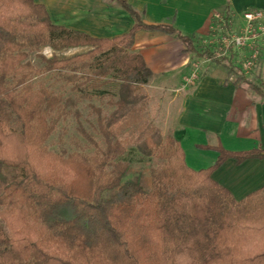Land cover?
Returning <instances> with one entry per match:
<instances>
[{"label":"trees","instance_id":"1","mask_svg":"<svg viewBox=\"0 0 264 264\" xmlns=\"http://www.w3.org/2000/svg\"><path fill=\"white\" fill-rule=\"evenodd\" d=\"M118 2L134 26L101 39L55 24L36 0H0V264H264V188L238 201L213 179L229 159L237 165L263 160L264 149L208 147L218 160L195 171L173 135L162 141L154 132L136 142L145 157L164 162L148 182L129 178L131 165L119 161L127 149L116 131L141 115L138 92L154 77L133 51L138 32L175 36L186 53L228 63L230 72L235 54L218 58L195 35L148 25L143 13ZM44 48H90L68 59L39 54L42 71L57 73L81 100L117 87L110 117L92 107L105 148L83 128L77 100L32 83L38 70L29 56ZM239 72L237 85L247 84L264 99V71L253 79ZM71 114L94 155L50 150V138Z\"/></svg>","mask_w":264,"mask_h":264},{"label":"crops","instance_id":"2","mask_svg":"<svg viewBox=\"0 0 264 264\" xmlns=\"http://www.w3.org/2000/svg\"><path fill=\"white\" fill-rule=\"evenodd\" d=\"M126 1L144 14L146 24L173 25L184 34L195 35L197 43L214 40L217 12L226 15L229 9L234 31L244 27L246 11L264 13V0ZM36 2L46 7L55 24L94 38L122 36L135 23L118 0ZM133 51L143 56L154 75L149 87L167 98L175 119L172 135L181 143L191 169L200 171L216 163L219 153L208 147L222 146L235 153L264 149V99L247 84L238 81L237 85L243 52H235L231 60L234 72H230L228 63L188 54L175 36L159 31L138 32ZM262 53L264 57V43ZM260 66L261 62L256 70ZM213 179L242 201L264 188V159H250L241 165L229 159L214 172Z\"/></svg>","mask_w":264,"mask_h":264},{"label":"rangeland","instance_id":"3","mask_svg":"<svg viewBox=\"0 0 264 264\" xmlns=\"http://www.w3.org/2000/svg\"><path fill=\"white\" fill-rule=\"evenodd\" d=\"M215 32L214 40H208L207 42L203 40L202 43L198 44L212 46L222 35L219 31L215 30ZM89 50L90 48H74L56 52L51 48H44L40 53H31L29 61L38 70V74L34 77L32 83L36 87L40 85L46 86L57 95H62L65 98L72 97L77 100L75 110L79 111L82 115L80 122L83 128L95 138L102 148H105L104 140L97 131V115L92 107L100 108L105 117H110L116 110L113 103L118 99L117 87L113 84L104 87L98 92L90 91L89 93L93 94L94 98L91 100H81L79 94L73 92L71 86H67L62 82L57 73H44L42 71L44 64L39 58V54H41L49 59L53 56L59 59H68L86 53ZM263 67L264 65L261 63L260 69L256 70V68V71L254 70L255 72L253 71L249 75V78L261 76ZM138 94L142 97V101L138 105L142 109L141 115L137 119H132L121 129H118L116 131V137L127 149L126 154L119 161L127 162L131 165L129 178H140L148 182L151 170L161 168L164 162L155 156L145 157L138 151L136 142L141 137L146 138L154 132H157V135L159 134L162 141H164L166 137L172 135L175 119L174 114L167 107L168 101L162 91H155L148 85L143 87ZM78 127L79 123L75 115H69L66 120L60 123L56 132L50 138L48 142L50 150L58 154L66 152L67 154L84 153L90 156L94 155L95 148L84 138Z\"/></svg>","mask_w":264,"mask_h":264},{"label":"built area","instance_id":"4","mask_svg":"<svg viewBox=\"0 0 264 264\" xmlns=\"http://www.w3.org/2000/svg\"><path fill=\"white\" fill-rule=\"evenodd\" d=\"M242 18L245 25L239 31H234L233 20L223 13H215L217 22L216 31L222 33L219 40L213 44L218 58L229 57L231 53H244L241 63V72L249 76L258 66L262 55V43H264V13L256 10H248Z\"/></svg>","mask_w":264,"mask_h":264}]
</instances>
